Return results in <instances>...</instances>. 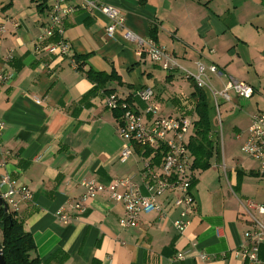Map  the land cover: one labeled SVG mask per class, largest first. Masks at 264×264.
<instances>
[{
	"label": "crops",
	"instance_id": "1",
	"mask_svg": "<svg viewBox=\"0 0 264 264\" xmlns=\"http://www.w3.org/2000/svg\"><path fill=\"white\" fill-rule=\"evenodd\" d=\"M65 1L76 10L65 19L69 55L58 57L45 54L52 40L42 37L53 0H0V71L10 75L0 82V177L9 175L31 192L15 213L34 242L31 258L37 264H243L236 255L250 230L243 206L264 204L258 163L241 152L250 116L264 107V0H98L117 8L133 34L147 39L154 30L155 42L184 69L194 73L196 62L214 65L253 89V107L246 120L239 115L243 122L233 126L227 148H219L209 111L219 112L202 90L215 150L208 170L192 169L196 212L181 234L173 227L179 218L173 191L157 196L160 212L143 214L127 228L120 226L121 205L106 193L92 198L81 215L72 208L83 182L132 177L141 183L142 154L134 148L119 160L116 118L104 105L108 91L130 97L150 88L161 115L191 119L189 137L198 118L191 80L138 55L121 32L108 38L107 19L81 8L82 0ZM77 57H86L84 70L113 74L120 83L95 86L76 70ZM208 78L222 89L223 78ZM240 102L231 95L221 105L224 112L241 110ZM233 141L241 156H232ZM59 210L67 224L56 219ZM259 258L264 263V242Z\"/></svg>",
	"mask_w": 264,
	"mask_h": 264
},
{
	"label": "built area",
	"instance_id": "2",
	"mask_svg": "<svg viewBox=\"0 0 264 264\" xmlns=\"http://www.w3.org/2000/svg\"><path fill=\"white\" fill-rule=\"evenodd\" d=\"M81 8L90 12L101 13L107 19L105 33L112 38L121 32L122 37L134 44L138 55H144L153 64L169 74L181 72L184 78L191 80L196 88L207 91L213 99L214 107L218 111V100L230 102L231 95L237 99L248 100L253 96L251 86L243 81L225 75L223 70L214 65H204L196 62V71L190 72L180 66L163 46L151 38L143 39L126 30L124 18L119 10L98 0H82ZM76 10L66 4L65 0H53L48 12V21L42 28V37L51 39L44 52L48 55L66 57L69 47L64 40L65 19ZM4 28L0 26V35ZM11 55L6 56L9 60ZM213 75L218 80H225L221 90L215 89L208 76ZM10 78L8 72L0 71V82ZM150 88L135 91L129 100L119 94H109L104 99L107 110L117 112L116 133L122 141L119 160L126 161L136 146L147 147L152 151L163 149V158L159 167L152 164L150 157L143 158V168L139 172L141 183L132 177L112 180L108 184H101L95 180L82 183L84 193L76 199L72 208L76 214L85 213L87 203L98 194L106 193L109 198L122 207L120 226L127 228L138 223L143 214L160 212L157 196L167 192H177L173 206L179 210V218L173 222L175 230L181 234L189 225V217L196 212L193 197L194 173L191 169L192 157L187 150L188 137L192 128V121L188 117L161 115L153 101ZM142 103L143 108L136 105ZM3 124L0 122V133ZM240 135H237L239 138ZM241 152L249 159L258 163V172L264 178V107L250 116ZM0 198L9 211L16 213L19 205L31 200L30 190L14 181L9 175L0 177ZM243 215L249 223L250 230L245 232L246 245L241 247L236 255L243 264H264L259 258L260 246L264 242V223L257 216H264V204L246 202ZM257 214V216H256ZM55 217L62 224L68 223V216L59 210ZM181 258V255H178ZM200 260H206L205 254L198 255Z\"/></svg>",
	"mask_w": 264,
	"mask_h": 264
},
{
	"label": "trees",
	"instance_id": "3",
	"mask_svg": "<svg viewBox=\"0 0 264 264\" xmlns=\"http://www.w3.org/2000/svg\"><path fill=\"white\" fill-rule=\"evenodd\" d=\"M155 31H151L150 38L155 41ZM86 57L75 58L76 70L82 73L95 86H104L106 83L117 81L118 77L111 74L109 76L93 72L90 69L84 70V61ZM194 92L192 99L194 103V111L198 120L193 126V135L189 137L187 150L193 158L191 169L206 171L210 167V160L215 150V142L211 138L210 119L206 103L205 94L202 90L196 88L193 84ZM112 94L111 91L107 95ZM129 100V97H127ZM115 118L118 113L114 112ZM139 154L143 157H150L152 164L159 167L163 158V149L152 151L147 147H135ZM0 249L2 250L5 264H37V260L31 258L35 251L34 242L31 236L24 232L22 221L14 212H4L0 208ZM260 251V250H259Z\"/></svg>",
	"mask_w": 264,
	"mask_h": 264
},
{
	"label": "rangeland",
	"instance_id": "4",
	"mask_svg": "<svg viewBox=\"0 0 264 264\" xmlns=\"http://www.w3.org/2000/svg\"><path fill=\"white\" fill-rule=\"evenodd\" d=\"M221 101L222 100L218 101L219 104L218 115L215 111H209V114L212 116L211 127L216 132L215 137H217L218 139L219 148H221V146L227 148V143L230 142V140H232L231 134H232L233 126L235 124L240 125L243 122V119L241 117H243L244 120H246V114L248 113V111L251 110L249 106L253 107L254 98L248 101L241 100L239 105L242 106L241 110L233 109L232 111H227V112H224V107H222ZM239 115L241 117H239ZM215 121L217 122L219 121V124L215 123ZM231 154L232 156L234 155L236 157L241 156L238 150V144L235 142L231 146Z\"/></svg>",
	"mask_w": 264,
	"mask_h": 264
},
{
	"label": "water",
	"instance_id": "5",
	"mask_svg": "<svg viewBox=\"0 0 264 264\" xmlns=\"http://www.w3.org/2000/svg\"><path fill=\"white\" fill-rule=\"evenodd\" d=\"M0 208H2L4 210V212H8L9 211L7 206H6V204L4 203V201L1 198H0ZM0 264H5L3 253H2L1 249H0Z\"/></svg>",
	"mask_w": 264,
	"mask_h": 264
}]
</instances>
